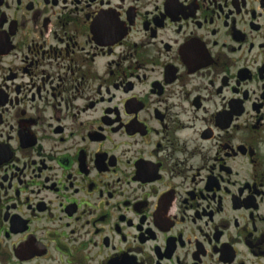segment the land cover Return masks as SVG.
Here are the masks:
<instances>
[{"label": "flooded vegetation", "instance_id": "obj_1", "mask_svg": "<svg viewBox=\"0 0 264 264\" xmlns=\"http://www.w3.org/2000/svg\"><path fill=\"white\" fill-rule=\"evenodd\" d=\"M0 264H264V0H0Z\"/></svg>", "mask_w": 264, "mask_h": 264}]
</instances>
